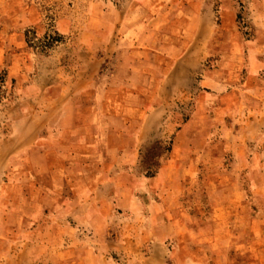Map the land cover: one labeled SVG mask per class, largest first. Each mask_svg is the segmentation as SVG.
<instances>
[{
    "label": "rangeland",
    "instance_id": "rangeland-1",
    "mask_svg": "<svg viewBox=\"0 0 264 264\" xmlns=\"http://www.w3.org/2000/svg\"><path fill=\"white\" fill-rule=\"evenodd\" d=\"M133 3L0 0V264H264V0H149L132 17L149 24L145 61L129 41L119 62L102 47L97 88L79 99L119 132L112 171L105 154L47 155L67 146L40 125L65 117L48 87L73 65L69 39L92 5ZM31 123L34 149L20 144Z\"/></svg>",
    "mask_w": 264,
    "mask_h": 264
},
{
    "label": "crops",
    "instance_id": "crops-1",
    "mask_svg": "<svg viewBox=\"0 0 264 264\" xmlns=\"http://www.w3.org/2000/svg\"><path fill=\"white\" fill-rule=\"evenodd\" d=\"M148 1L136 0V3L122 7L94 4L87 9L86 13L89 14L86 18V23H88L87 28L84 32L81 29L73 38L71 37L69 39V42H72V45L77 47L73 54V65L70 63L68 66L69 69L62 70L64 76L63 82H57V79H54L48 87V93L51 99L49 110L55 111L61 108L65 111V117L56 118L54 117L55 115L52 117L49 115L50 117L47 120L44 119L41 121L40 126L43 128L45 126L59 127V130L55 133L58 136H62L63 142L67 144V146L65 145L63 147L54 145L52 149L49 148L48 151H50L47 155L50 157L59 156L60 154L58 152L62 150L64 151L65 157L72 159L71 163L73 165L79 163L82 158L99 157L105 154L110 156V161L107 162L109 164H106V168H109L107 172L110 173L112 171L113 159H118L120 156L118 146L119 132L117 130L107 129H102L101 131L100 127L103 126L102 118H84L82 112L78 110L80 108L79 106H82L79 104V99L89 89L95 90L97 88L95 78L102 76V73L98 69L88 68V65H96L98 62L103 61L102 55H104V52L102 51V47L106 51V56L109 53L112 57L113 53H115L116 61L119 62L118 50L121 45L129 41L128 46L133 47L131 52H127L129 59L131 54L139 56L138 60L132 59L131 62L139 64L145 61L149 52L144 49L143 45L141 46L139 44V40L143 39L146 32H149V24H145V19L143 18L140 19L137 17L133 19L132 17L135 14L148 13L150 11V6L147 5ZM60 26L63 34H73L66 20H63ZM98 50L101 51V56L97 53ZM140 70H130V68H127L125 76L130 79L136 71L138 72ZM118 71L116 72V76H118ZM141 72H144V70L142 69ZM144 73L140 75L144 76ZM48 74L56 78L58 76V70ZM127 86L129 87L130 84ZM118 91L112 89L110 93L115 94ZM112 121H115V119L105 120L107 124L109 123L111 125ZM132 123L130 118L126 119L128 126L132 125ZM39 131V125L31 123L27 133L28 135H26L28 137L21 139L20 144L22 146L31 144L33 149L35 146H40ZM103 135L107 136L105 137V150L102 147H96L97 144L103 142ZM47 138H51L50 134H48ZM86 143H89L90 148L85 146ZM130 152V149H128L127 153L121 154V156L130 157L132 154ZM76 167L78 169L73 172L76 174H85L83 169L79 166ZM50 168L49 173H64L67 171L66 169L52 170Z\"/></svg>",
    "mask_w": 264,
    "mask_h": 264
}]
</instances>
